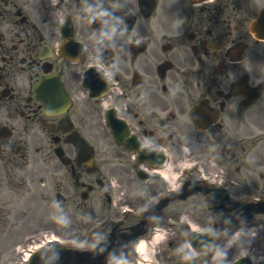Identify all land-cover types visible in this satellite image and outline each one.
Instances as JSON below:
<instances>
[{"label":"flooded vegetation","instance_id":"obj_1","mask_svg":"<svg viewBox=\"0 0 264 264\" xmlns=\"http://www.w3.org/2000/svg\"><path fill=\"white\" fill-rule=\"evenodd\" d=\"M239 4L191 3L181 14L172 8L150 20L136 0H0V229L23 235V210L5 189L18 186L13 172L37 165L33 157L54 148L51 135L66 147L78 172L75 188L90 189L84 166L60 129L61 116L53 114L70 116L81 133L98 134L104 103L106 114L124 118L142 145H165L171 152L179 149L181 135H193L201 153L223 168L231 166L234 179L242 182L238 166L248 167V152L259 140L255 131L264 129V40L248 29L256 11L239 13ZM94 19L99 27L92 25ZM95 64L106 67V93L92 99L83 86ZM60 88L70 105L64 113H50L46 101ZM195 107L194 114L210 121L191 132L186 123ZM105 130L113 144L107 171L117 173L122 184L135 182L136 158L131 160ZM176 152L178 163L184 155ZM140 166L147 182L158 181L152 164ZM248 182L259 187L251 178ZM5 247L0 244V255L7 253Z\"/></svg>","mask_w":264,"mask_h":264},{"label":"rangeland","instance_id":"obj_2","mask_svg":"<svg viewBox=\"0 0 264 264\" xmlns=\"http://www.w3.org/2000/svg\"><path fill=\"white\" fill-rule=\"evenodd\" d=\"M39 221H40V224H42V223H43V218H40ZM262 228H264V227H262ZM252 232H253L254 234H255V233H261V234H260L261 237H259V238H261V242H262V244H263V243H264V230H261V229H258V230H257V229H254ZM250 233H251V231L248 232V235H250ZM245 246H246V245H245ZM250 246H251V248L254 247V246H252V245H250ZM246 247H247V246H246ZM150 254H152V253L150 252Z\"/></svg>","mask_w":264,"mask_h":264}]
</instances>
